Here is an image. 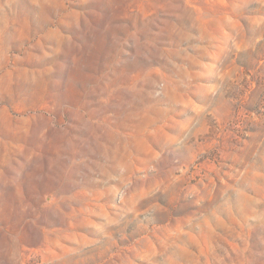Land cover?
I'll use <instances>...</instances> for the list:
<instances>
[{
  "label": "rangeland",
  "instance_id": "374dc122",
  "mask_svg": "<svg viewBox=\"0 0 264 264\" xmlns=\"http://www.w3.org/2000/svg\"><path fill=\"white\" fill-rule=\"evenodd\" d=\"M0 264H264V0H0Z\"/></svg>",
  "mask_w": 264,
  "mask_h": 264
}]
</instances>
